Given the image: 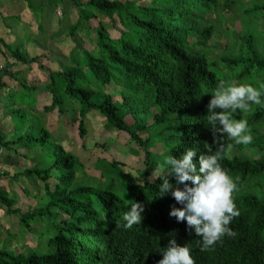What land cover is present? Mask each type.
Instances as JSON below:
<instances>
[{"label": "trees", "instance_id": "trees-1", "mask_svg": "<svg viewBox=\"0 0 264 264\" xmlns=\"http://www.w3.org/2000/svg\"><path fill=\"white\" fill-rule=\"evenodd\" d=\"M72 1L79 19L71 35L81 22L89 24L97 14L114 23L119 21L124 30L116 39L99 30L96 47L84 49L83 54L71 51L72 65L60 70L47 68L37 57L29 59L21 47L14 50L4 39H0V53L6 49L21 65L37 64L47 72L45 113L57 111L62 117L77 108L82 139L88 135L89 114H100L111 127L130 136L148 168L156 167L161 154L153 152L154 145L171 139L175 143L170 154L180 157L194 148L198 163L199 155L207 152L205 142L216 147L214 141L220 135H214L204 120L212 95L205 91L216 87L221 79L242 81L253 70L264 75V59L258 57L252 40L248 41L246 63L228 56L231 52L210 55L209 51H217L210 47L215 27L209 15L232 13L237 0H150L149 5L135 0ZM247 12L264 14V4ZM242 63L247 67L236 72ZM13 67L8 63L0 71L3 87L5 77L19 76ZM113 84L122 90L108 91ZM37 91V85L25 80L20 90L7 97L6 110L22 125L15 127L13 141L0 132V151L13 152L18 146L52 149L53 158H39L36 166L15 176L43 182L47 202L23 212L15 207L9 192L0 188V203L10 216L19 219L25 234L35 233L34 225L45 223L48 238L27 251L1 246L0 264H158L173 238L180 245H190L195 264H264V107L257 106L247 119L254 136L250 145L224 141L232 147L221 163L237 179L239 189L234 199L240 215L231 224L237 235L226 236L202 251L201 237L194 229L189 230L187 221L170 215L174 205H183L170 192L158 195L163 180H149V170L138 172V180L120 162L101 160L97 164L100 185L79 181L84 164L53 140L34 113ZM170 182L176 183L174 176ZM134 202L144 206V218L128 229L122 226L121 217L126 206Z\"/></svg>", "mask_w": 264, "mask_h": 264}, {"label": "rangeland", "instance_id": "rangeland-1", "mask_svg": "<svg viewBox=\"0 0 264 264\" xmlns=\"http://www.w3.org/2000/svg\"><path fill=\"white\" fill-rule=\"evenodd\" d=\"M135 1L140 5L151 3L150 0ZM263 4L264 0H237L232 13L209 15V20L215 27L214 39L210 47L214 46L213 48L217 51L216 54L209 51L211 57L231 52L228 56L243 59L246 63L249 58L248 41L252 40L258 50V57L264 59V14L247 12L254 6ZM78 19L79 10L72 0H0V39H4L14 50L21 47L29 59L37 57L40 64L47 68L60 70L72 65L69 59L71 51L77 50L83 54L84 49L92 50L96 47V32L99 30L107 32L111 38L115 39L120 36V31L124 30L119 21L114 23L107 17L97 14V17L89 24L81 22L75 34L71 35V29ZM8 63L13 64L14 71L20 73L17 79L5 77L2 83L6 87L0 84V132L6 134L9 141L16 139L15 127L19 128L22 122L15 116L12 119L5 108V102L13 91L21 89V82L26 80L28 84L38 86V91L34 95V98H37L35 115L52 133L53 140L74 156L79 157L84 164V170L78 173L79 181L84 180L85 184L89 185H100L101 173L97 164L101 160L120 162L123 169L138 180V172L147 169L151 174L149 180L155 179L152 174L156 167L148 168L145 165L144 155L128 134L117 131L107 123L105 117L92 112L86 124L88 135L82 139L78 128L77 108L71 109L62 117L57 111L49 114L43 111L48 103V92L45 87L48 83L47 72L40 70L37 64L21 65L9 51L3 49V54L0 53V71ZM245 67L247 64L242 63L236 72L242 71ZM239 82L252 83L258 87L264 83V75L253 70ZM114 90L122 89L113 84L108 91L114 92ZM256 107L253 106V111L244 116L240 113L234 118L248 119L254 114ZM28 122H31L30 118ZM142 136L145 139L148 137L146 133H142ZM156 137L157 135L154 134L153 138ZM166 143L154 145L153 152L161 153L157 162L170 155L175 142L171 139ZM16 149L13 152L4 149L0 151V188L9 192L10 198L16 202V208L26 212L46 205L45 185L36 178L21 176L16 179L15 176L23 173L27 168L36 166L43 157V160H50L54 156L51 148V152L48 151L49 147L43 149L34 147L29 150L18 146ZM51 184L55 186L56 182L53 180ZM34 228L35 233L25 234L19 219L10 216L7 208L0 203V247L27 251L29 248H34L37 243L46 242L48 235L45 223L39 222L34 225Z\"/></svg>", "mask_w": 264, "mask_h": 264}, {"label": "clouds", "instance_id": "clouds-1", "mask_svg": "<svg viewBox=\"0 0 264 264\" xmlns=\"http://www.w3.org/2000/svg\"><path fill=\"white\" fill-rule=\"evenodd\" d=\"M206 93L212 95L204 120L214 135L220 134L214 141L216 147L205 142L207 152L199 155L198 163L194 160L197 156L194 148H188L180 157L167 155L157 162L152 174L163 180L158 185V195L162 197L170 192L183 205H174L170 215L180 222L187 221L189 230L194 229L201 237L202 251L214 247L226 236L237 235L231 224L240 215L234 199V193L239 189L237 179L221 163L232 147L231 143L224 141L245 146L253 142L249 121L234 117L253 111L254 105L264 107V83L257 87L252 83L221 79L216 87L206 90ZM170 176L175 177V184L170 182ZM126 208L121 217L124 222L122 226L131 229L142 222L144 206L134 202ZM162 252L163 259L158 264H195L190 245H180L175 238Z\"/></svg>", "mask_w": 264, "mask_h": 264}]
</instances>
